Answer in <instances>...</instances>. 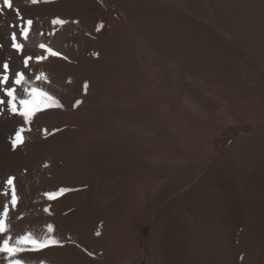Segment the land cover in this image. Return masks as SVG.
<instances>
[{
	"label": "rangeland",
	"instance_id": "obj_1",
	"mask_svg": "<svg viewBox=\"0 0 264 264\" xmlns=\"http://www.w3.org/2000/svg\"><path fill=\"white\" fill-rule=\"evenodd\" d=\"M12 5L0 0V242H60L19 254L27 264H264V0ZM5 87L58 105L25 123Z\"/></svg>",
	"mask_w": 264,
	"mask_h": 264
},
{
	"label": "snow or ice",
	"instance_id": "obj_2",
	"mask_svg": "<svg viewBox=\"0 0 264 264\" xmlns=\"http://www.w3.org/2000/svg\"><path fill=\"white\" fill-rule=\"evenodd\" d=\"M31 2H37V0H31ZM3 5L12 8V0H3ZM0 11H2V8H0ZM67 23V21L60 19L59 17L52 20V24L54 25H63ZM26 24L28 27H25L22 29L20 35L27 39L30 31V26L33 24V21L31 19L26 21ZM102 26V25H101ZM99 30V27L98 29ZM12 47L17 49V51H22L23 45L20 43H17V33H12ZM39 47L43 50H45L49 55L52 56H59L61 55L59 52L54 51L51 47H48L46 44L41 43ZM46 56H36V61H42L46 59ZM33 57L31 56H24L22 57V63L25 68L29 66V61H31ZM3 74H0V85H6L9 82V75H8V69L9 64L3 63ZM37 80L41 79H47L46 75L44 73H40L37 77ZM25 81V72H16L15 73V80L14 84L17 86H20L24 84ZM4 93L6 94L7 99V105L10 108V110L13 113H18L21 117H23L25 123L29 122V118L35 114L36 111L41 110L42 107H52L57 106L58 101L56 98L49 94V92L45 91L42 88L32 87V88H23L18 89L16 87H5ZM18 95L22 98H19V105L20 108L17 109L16 107V101L18 98ZM26 97V98H23ZM0 103H4V101H0ZM81 103V101H76V104ZM24 131L23 128H20L16 131L15 139L13 140V147H15L18 143H23V139L21 136V133ZM13 177H9L6 180V184L11 188V203L13 206L18 201V197L16 194V189L13 184ZM65 191H68V189L61 188L58 190L59 193H63ZM5 196L8 195V192L5 191L3 193ZM57 192H51V193H45V196H47L49 199H54L57 196ZM45 211H48L46 208ZM8 213V205L5 204L3 206L2 211H0V234H6L10 229L6 225V217ZM47 230L49 233L53 231L52 225H47ZM97 235L100 233L97 232ZM12 237H9L8 239H2V242H0V253L7 254L8 256V264H27L26 259L23 257H20L19 254H22L26 251H39L41 249L47 248L50 245L53 244H59L60 242L58 240L52 239L47 234L43 235L42 237L37 236L33 232H28L24 235H18L16 236L15 243H10V240Z\"/></svg>",
	"mask_w": 264,
	"mask_h": 264
}]
</instances>
